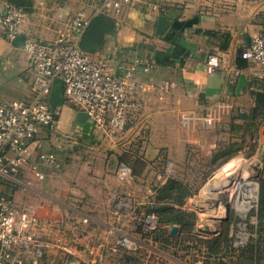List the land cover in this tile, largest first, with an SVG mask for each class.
Listing matches in <instances>:
<instances>
[{
  "label": "crops",
  "instance_id": "obj_1",
  "mask_svg": "<svg viewBox=\"0 0 264 264\" xmlns=\"http://www.w3.org/2000/svg\"><path fill=\"white\" fill-rule=\"evenodd\" d=\"M100 1L0 0V18L8 6L21 7L26 18L19 36L51 43L57 29L80 11L92 15ZM160 15L170 25L159 37L156 30ZM111 21L114 34L102 30L97 38L102 47L91 54L108 61L117 74L135 59L155 62L157 53L170 52L177 44L183 45L189 56L184 62L167 67L155 62L156 68L149 73L138 68L137 76L142 82L153 88L167 83L171 89L163 101L154 89L142 95L122 137L105 138L92 124L77 123V112L72 107L60 110L57 131L69 130L89 137H85V142L79 138L72 143V154L63 169L46 168V180L42 182L27 172L22 179L28 185L13 190L19 210L30 212L41 221L38 233L42 239L59 241L74 254L52 251L48 259L56 264L68 260L78 264H131L133 254L120 245L124 238L138 241L143 257L157 254L158 243L144 235L140 226L145 208L153 205L154 188L174 177L176 163L194 158V150L201 149L206 141L207 131L187 129L182 115L216 113L221 121L226 111L230 122L234 113L254 105L250 85L255 74L247 62L243 69L238 62L251 38L264 33V0H146L130 8L123 19ZM171 34L174 36L166 40ZM211 55L225 57L229 67L208 74L206 60ZM242 77L245 80L240 86ZM32 79L22 45L15 47L0 28V105L13 100L32 101ZM220 125L221 122L216 127ZM42 137L31 144V161L37 160L42 146L46 148ZM57 141L53 145L62 151L63 146ZM216 142L217 139L213 146ZM122 160L133 168V184H122L116 177ZM239 162L238 172L244 163ZM155 171L156 176L150 179ZM236 178L242 182L238 175ZM219 180L225 183L221 177ZM117 197L128 200L121 212L116 211Z\"/></svg>",
  "mask_w": 264,
  "mask_h": 264
},
{
  "label": "built area",
  "instance_id": "obj_2",
  "mask_svg": "<svg viewBox=\"0 0 264 264\" xmlns=\"http://www.w3.org/2000/svg\"><path fill=\"white\" fill-rule=\"evenodd\" d=\"M144 1L101 0L92 15L80 11L57 29L53 42L26 40L22 44L32 70L35 95L30 102L13 100L0 105V264H56L48 259L52 251L57 249L67 255L72 254L69 247L61 246L59 241L43 240L38 233L41 221L30 212L19 210L13 198L15 187L28 185L22 179L27 172L42 182L46 180V168L60 170L62 167L55 154L41 151L37 160L31 161L30 151L31 144L39 136L58 129L62 108L52 112L48 102L54 81L60 79L63 82L66 105L76 112L87 114L88 122L105 138H115L125 132L138 110V100L142 95L154 89L159 100L163 101L170 93L169 84L163 83L153 88L137 76L138 68H143L145 73L153 71L155 62L135 59L122 73L117 74L108 61L85 53L81 48L93 20H121L130 8ZM158 8L154 6L155 10ZM25 18L23 8L14 5L6 8L0 18V28L6 40L14 42L19 37ZM241 59L248 63L255 77L264 78V33L251 38L241 52ZM228 67V59L222 56L211 55L206 60L210 75ZM219 123L220 117L216 113L182 115L183 126L194 131L198 128L211 131ZM116 177L122 184H133L135 181L132 168L122 162L117 167ZM127 206L125 197H117V212ZM140 226L144 235H152L159 228V223L155 216L145 215ZM120 245L133 254L135 259L131 264H158L156 254L141 256L138 241L124 238ZM57 264L78 263L68 260Z\"/></svg>",
  "mask_w": 264,
  "mask_h": 264
},
{
  "label": "rangeland",
  "instance_id": "obj_3",
  "mask_svg": "<svg viewBox=\"0 0 264 264\" xmlns=\"http://www.w3.org/2000/svg\"><path fill=\"white\" fill-rule=\"evenodd\" d=\"M66 107L69 106L66 105ZM63 109L69 108L63 107ZM228 113L226 111L223 113L225 115L221 116V125L218 128L205 133L204 146L194 150V158L179 161L173 168L176 172L175 174L172 173L173 176L186 180L194 190L192 196L187 199L185 208L196 216L193 230L196 240L189 242L186 238L182 243L175 240L164 243L163 238L167 237H161L164 244H158L159 251L156 254L158 264H234L235 261L232 257L235 258V255L237 257L239 250L245 248L251 240L258 238L256 234L258 221L255 214L258 208L261 181L264 179V122L256 129L250 128L248 133H244L247 134L246 143L240 153L231 157L221 168L213 172L207 171L205 174L207 176L204 175L205 170H208L206 165L209 163L210 155L216 148L220 147L221 142H228L231 138L229 134L230 123L227 119ZM88 124L91 125L92 123L89 121ZM242 132L244 131L242 130ZM253 133L255 136L251 138L249 134ZM47 134L46 132L42 134V141L47 142V144H43L46 147L44 149H48V151H44L43 146L42 151L55 154L62 165L61 169L64 168L65 160L72 154L74 148L72 143L79 138L85 142L87 136L69 130L67 132L55 130L50 133L51 136ZM122 136L121 134L119 137ZM216 139L217 142L213 146ZM54 141L63 146L62 151L55 149ZM239 160L244 163L238 172ZM156 172H152L150 179L156 176ZM236 175L243 179L244 175H248L244 181L250 179L252 183L257 185V196L249 201V209L245 215L242 214L243 211L236 204L237 201L233 192L235 187L229 185L230 182L237 179ZM219 177L224 179L225 183L229 182L228 188L227 186L218 189L213 187L215 180ZM244 181H240V183H244ZM237 197L239 199V196ZM242 198H245V193L241 195L240 199ZM169 230L172 233L171 227L167 229V231ZM209 248L214 252L212 253L213 257H208L210 256Z\"/></svg>",
  "mask_w": 264,
  "mask_h": 264
},
{
  "label": "trees",
  "instance_id": "obj_4",
  "mask_svg": "<svg viewBox=\"0 0 264 264\" xmlns=\"http://www.w3.org/2000/svg\"><path fill=\"white\" fill-rule=\"evenodd\" d=\"M174 34L166 36L165 39H171ZM189 56L187 49L181 44L175 45L173 50L167 53H157L155 62L160 67H167L174 64L177 61L181 63ZM241 57V56H240ZM238 67L243 69L247 67L246 61L240 59ZM250 96L254 101V105L249 110L234 113L230 120V139L228 142H221L220 147L209 157V163L206 165L204 175L208 172H213L221 168L231 157L240 153L246 143L245 132L248 133L250 128L256 129L264 122V78L260 79L253 77L251 81ZM242 130L244 132H242ZM251 138H254L255 133L249 134ZM218 145V144H217ZM125 160H122V163ZM131 168L132 166L129 165ZM133 170V168H132ZM207 176V175H205ZM155 195L153 198V205H148L145 208L146 216H155L159 223V228L151 234L146 236L151 237L154 242L158 244H164L169 240L182 243L183 240L190 242L195 241L193 230L195 227V214L187 211L185 203L188 198L192 196L193 188L186 180L178 179L175 177H169L165 184L159 185L154 188ZM257 216V239H253L249 244L241 251L237 252V257H232L235 261L234 264H264V179L261 181L258 208L256 210ZM173 227H179L180 231L175 236L167 229ZM168 234V235H167ZM163 242L161 241V237ZM212 248V247H211ZM208 257H213V250L209 248ZM223 261V260H222ZM223 264V263H222Z\"/></svg>",
  "mask_w": 264,
  "mask_h": 264
},
{
  "label": "water",
  "instance_id": "obj_5",
  "mask_svg": "<svg viewBox=\"0 0 264 264\" xmlns=\"http://www.w3.org/2000/svg\"><path fill=\"white\" fill-rule=\"evenodd\" d=\"M170 23L166 19L165 16L160 15L158 18V26L156 30V36H163L169 28ZM108 29L109 32L113 33L114 30V23L111 20L104 19V18H97L92 21L87 32L84 36V39L81 44V48L85 53H92L100 51L102 44L97 41L99 33L104 30ZM26 41L25 37L19 36L14 42L13 45L15 47H19ZM244 77L240 80V86L244 82ZM239 86V89H240ZM50 109L52 112H56L58 109L63 108L66 105L65 97H64V88L63 82L60 79L54 81L50 97L48 99ZM89 120L87 114L82 112H77L76 114V122L79 124H86ZM179 231L178 227L172 228V234L176 235Z\"/></svg>",
  "mask_w": 264,
  "mask_h": 264
},
{
  "label": "bare ground",
  "instance_id": "obj_6",
  "mask_svg": "<svg viewBox=\"0 0 264 264\" xmlns=\"http://www.w3.org/2000/svg\"><path fill=\"white\" fill-rule=\"evenodd\" d=\"M247 177L245 176L244 179ZM242 181H244L243 178H241ZM235 182L237 184L235 185V188L233 189L234 192V197L236 198L235 200L237 201L236 204L239 209L243 211V215H245L246 211L249 209V201L253 200L257 196V185L255 183H252L250 179H247L244 181V183H240L239 180H235L232 182V184H229L230 186H234ZM227 186V185H226ZM214 188H220V187H225V183L220 182L219 178L215 180V185L213 186ZM228 188V186H227ZM245 193V198L240 199L241 195H244ZM239 196V199L238 197ZM238 199V200H237ZM248 200V201H246ZM246 201V202H245Z\"/></svg>",
  "mask_w": 264,
  "mask_h": 264
}]
</instances>
